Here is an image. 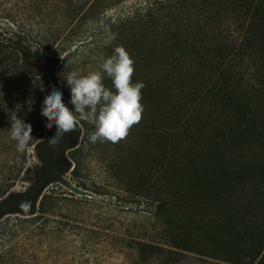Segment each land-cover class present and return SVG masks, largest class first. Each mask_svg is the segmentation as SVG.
Returning a JSON list of instances; mask_svg holds the SVG:
<instances>
[{"label":"trees","instance_id":"obj_1","mask_svg":"<svg viewBox=\"0 0 264 264\" xmlns=\"http://www.w3.org/2000/svg\"><path fill=\"white\" fill-rule=\"evenodd\" d=\"M120 1L94 0L86 11ZM230 24L240 39L224 34ZM110 28L102 58L124 46L135 61L133 81L145 87L139 126L128 130L140 146L129 144L123 156L126 141L104 144L120 154L107 169L118 190L153 206L154 235L163 240L133 238L125 247L129 264H178L186 253L264 264V104L255 106L264 100V0H154ZM46 43L29 50L28 63H42L33 76L45 73V91L56 85L67 103L64 52ZM248 60L256 84L243 80ZM40 112L34 160L20 173L24 186L13 188V180L0 187V221L15 216L33 232L77 208L80 198L65 187L69 177L86 186L85 156L100 147L88 142L86 122L50 146L55 125L46 127Z\"/></svg>","mask_w":264,"mask_h":264},{"label":"rangeland","instance_id":"obj_2","mask_svg":"<svg viewBox=\"0 0 264 264\" xmlns=\"http://www.w3.org/2000/svg\"><path fill=\"white\" fill-rule=\"evenodd\" d=\"M152 1L122 0L112 8L97 7L92 12L86 10L94 0H0V187L16 180L13 188H22L20 173L26 163L34 160L32 141L25 152L18 153L9 128L11 114L19 104L21 110L17 114L33 130L40 119L35 115L47 94L45 73L33 76L42 72V63H28L29 50L33 52L46 38L50 50L60 48L64 52L65 77L72 70L82 73L98 70L107 46L113 41L110 23ZM83 4L85 9L76 14ZM230 25L223 30L224 34L230 39H240L233 24ZM250 62L243 80L256 84ZM26 74L32 80L29 83L25 82ZM66 89L69 100V86ZM253 101L257 102L255 98ZM262 104L264 100H258L255 106L260 108ZM138 123L130 129L138 128ZM120 141L128 144L121 150L123 156L129 147L140 146L137 136L132 139L128 134ZM106 143L98 141L100 147L85 156L87 172L82 177L85 187L69 177L65 190L80 198L75 210L64 205L69 211L63 210L62 216L50 221L45 232L42 229L33 232L31 226L15 216L0 221V264H129L125 247L133 238L163 241L154 235L153 206L114 186L107 165L112 155L117 158L120 154L116 145L104 150L102 146ZM179 257L178 264H233L194 253Z\"/></svg>","mask_w":264,"mask_h":264},{"label":"clouds","instance_id":"obj_3","mask_svg":"<svg viewBox=\"0 0 264 264\" xmlns=\"http://www.w3.org/2000/svg\"><path fill=\"white\" fill-rule=\"evenodd\" d=\"M134 65L128 50L117 46L110 56L102 58L98 70L86 73L72 70L66 77L63 72V81L70 88V99L65 103L63 92L53 85L41 106L40 114L47 118L45 126L55 125L56 129L48 138L49 145L58 146L63 136L76 130L81 122L93 128L87 137L90 144L117 143L126 137L144 111L141 90L145 84L133 81ZM105 79L111 81V87L105 84ZM18 105L9 119L10 138L15 141L16 151L23 153L33 139L32 126L17 114L21 110Z\"/></svg>","mask_w":264,"mask_h":264}]
</instances>
